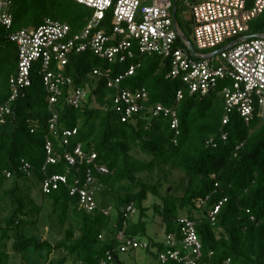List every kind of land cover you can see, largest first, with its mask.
I'll return each instance as SVG.
<instances>
[{
    "label": "trees",
    "instance_id": "obj_1",
    "mask_svg": "<svg viewBox=\"0 0 264 264\" xmlns=\"http://www.w3.org/2000/svg\"><path fill=\"white\" fill-rule=\"evenodd\" d=\"M13 3V33L38 29L52 19L70 26L73 36L93 17L92 10L73 0ZM251 34L264 36V13L251 23ZM10 35L0 29V104L11 96L10 80L18 69V48ZM131 64L140 66L134 76L123 80L121 88L146 92L148 99L141 111L124 122L114 108L108 79L125 75ZM96 70L103 76L93 77ZM171 70V60L159 55H138L125 65L110 64L92 52L74 56L67 75L76 88L90 91L79 109L65 104L69 88L61 104L51 107L40 76L33 75L32 87L0 125V191L10 210L0 222V264H9L11 241L16 256L38 253L50 262L53 254L63 252L55 264L68 260L104 264L110 262V255L114 264H124L119 255L128 240L148 245L129 252L144 250L160 264V256L171 250L188 254L180 245L169 244L173 239L183 240V218L196 224L202 245L198 264L228 260L264 264V119L255 118L247 125L236 114H227L221 89L206 97L191 95L181 79L169 78ZM180 91L182 100L177 97ZM157 106L176 112L179 135L172 129L171 116H155ZM55 113L59 115L57 135L50 129ZM227 115L230 121L224 125ZM68 130H77V135L65 145ZM212 140L216 148L208 144ZM48 143L52 145L50 156ZM78 146L87 156L97 155L94 164L71 166L67 162L66 156ZM50 157L55 163H49ZM25 164L31 166L28 172L23 170ZM96 166L106 168L108 174H99ZM89 174L94 180L91 186ZM54 177L66 178V183L59 182L57 190L44 194L42 185ZM88 187L94 188L98 205L91 213L82 207L80 192L72 195L73 189ZM37 188L42 193L41 204L32 196ZM151 198L154 201L149 206ZM45 201L49 203L47 221L56 220L65 235L55 243L49 232L40 237H27L24 232L28 228L41 232ZM130 207L136 210L134 214L127 213ZM217 207L213 221L211 214ZM150 213L161 219L165 241L149 236Z\"/></svg>",
    "mask_w": 264,
    "mask_h": 264
},
{
    "label": "built area",
    "instance_id": "obj_2",
    "mask_svg": "<svg viewBox=\"0 0 264 264\" xmlns=\"http://www.w3.org/2000/svg\"><path fill=\"white\" fill-rule=\"evenodd\" d=\"M73 1L92 10L93 17L80 34L72 36L70 26L52 19H46L38 29L13 33V0H0V29L11 33L10 39L18 48V69L10 80L11 96L0 104V125H4L13 115L14 104L32 87L34 74L40 76L50 95L51 107L61 104L66 88L70 91L65 104L75 109L84 105L90 91L76 88L67 70L72 57L87 52L113 65L128 64L138 55L163 56L171 60L169 78L181 79L191 95L206 97L221 89L219 92L227 114H236L247 125L255 118L264 119V36L251 34V23L264 13V0H192L190 22L194 43L184 36L178 23V14L177 20L174 19V0ZM109 15L110 21H107ZM190 44L196 57L190 51ZM199 52L203 54L199 55ZM139 66L131 64L125 75L108 79V88L114 92L111 95L114 108L122 115L124 122L141 111L148 99L146 92L133 93L121 88L123 80L134 76ZM102 76L100 70L93 73V77ZM177 97L182 100L184 93L178 92ZM162 114L172 117V129L177 130L176 134L179 135L176 112L157 106L155 116ZM58 121L59 115L55 113L50 126L55 135L58 134ZM229 121L228 116L224 125ZM76 135L77 130L64 132V144L68 145V138ZM208 144L216 146L213 140ZM47 150L50 156L51 143H48ZM66 159L71 166L84 165L86 162L91 165L97 160V155L87 156L78 146L74 154L67 155ZM49 163H55V160L50 157ZM30 169V165H24V171ZM96 169L99 174H108L104 167L96 166ZM59 182L66 183V178L54 177L46 181L42 185L43 193L50 194L52 189L57 190ZM92 184L94 180L89 174L88 186ZM77 192L81 194V205L86 211L91 213L98 208L94 188H76L72 190V195ZM219 209L217 207L211 214L213 221ZM135 212L133 207L127 211ZM109 213L105 211L106 215ZM180 223L183 226V240L176 242L170 239L169 244L180 245L188 254L184 256L181 250H171L160 256V264L170 261L198 264L202 256L196 224L188 218L181 219ZM140 248L146 249L148 245L128 240L121 251L126 253ZM108 260L110 262L104 264H114L112 255ZM225 264L233 262L228 260Z\"/></svg>",
    "mask_w": 264,
    "mask_h": 264
},
{
    "label": "rangeland",
    "instance_id": "obj_3",
    "mask_svg": "<svg viewBox=\"0 0 264 264\" xmlns=\"http://www.w3.org/2000/svg\"><path fill=\"white\" fill-rule=\"evenodd\" d=\"M190 3H193L192 0H179L178 2V21L180 28L186 35V37H189V40L194 43V38L192 35V26H190V29L187 28V25L190 24V21L192 20V10L190 8ZM203 53L199 52V55H202ZM148 160V158H147ZM2 191H0V222L6 217L10 210L8 206L4 204L2 201ZM33 198L36 200L37 203L41 204L43 202V197L40 188L34 189L32 192ZM153 199L151 198L147 205H151L153 203ZM46 202V211L43 213L42 217V223L39 225L41 226V232H37L35 229L31 230V228L26 229L24 232L27 237L30 236V234L36 235V236H42L46 235V233H50L51 237L53 236L52 242L55 243L58 240L62 239L64 236L63 234V228L54 220V222L47 221V215L49 210V203ZM6 209V210H5ZM150 225H149V236L155 239H158L160 241H165V231L162 227V221L160 218H154L153 214L150 213ZM48 233V236H49ZM47 236V238H48ZM7 251L10 252V261L9 264H55L59 262V259L62 258L65 254L63 252H56L51 256V260L49 262L48 258L42 259V254L38 253H28V254H22L17 255L13 252V243L8 242ZM120 260L124 264H158V260L151 257L148 253H146L144 250H137L135 252H129V253H122L119 255ZM66 264H73L72 261L68 260Z\"/></svg>",
    "mask_w": 264,
    "mask_h": 264
},
{
    "label": "water",
    "instance_id": "obj_4",
    "mask_svg": "<svg viewBox=\"0 0 264 264\" xmlns=\"http://www.w3.org/2000/svg\"><path fill=\"white\" fill-rule=\"evenodd\" d=\"M174 19L177 20V14H178V0H174V9H173ZM190 51L192 52V55L196 57L195 50L193 46L190 44Z\"/></svg>",
    "mask_w": 264,
    "mask_h": 264
}]
</instances>
